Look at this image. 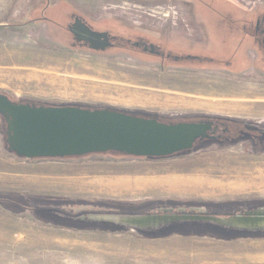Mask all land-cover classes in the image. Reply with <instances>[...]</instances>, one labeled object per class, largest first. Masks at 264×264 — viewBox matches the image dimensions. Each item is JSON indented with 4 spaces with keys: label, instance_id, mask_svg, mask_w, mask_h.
<instances>
[{
    "label": "rangeland",
    "instance_id": "rangeland-1",
    "mask_svg": "<svg viewBox=\"0 0 264 264\" xmlns=\"http://www.w3.org/2000/svg\"><path fill=\"white\" fill-rule=\"evenodd\" d=\"M186 1L0 0V94L16 103L107 108L157 116L167 123L264 124L262 63V68L248 62V68L228 69L207 61L152 62L129 50L72 49L59 42L51 27L39 24L46 5H51L46 6V16L54 6L69 5L95 23L101 21L103 28L109 23L113 33L120 29L150 33L167 25V18L153 9L166 13L160 9L168 7L172 16L185 15L191 24L185 28L187 34L173 32V38L186 35L192 42L198 34L192 27L195 17L189 18L203 0ZM226 1L238 17L264 7V0H222L218 8L223 14L230 12ZM139 16L146 18L142 29L136 25ZM2 119L0 115V264H264V232L226 231L201 223L174 225L148 232L156 236H144L87 218L141 210L144 214L161 206L195 209L193 213L205 209L208 215L221 217L264 208L262 141L201 142L193 152L160 160L100 154L28 161L4 146ZM68 204L115 211L74 215L60 208ZM4 205L24 210L34 205L55 207L63 219L70 216L71 224H79L60 225L36 211L46 222L41 221L33 213L10 212Z\"/></svg>",
    "mask_w": 264,
    "mask_h": 264
},
{
    "label": "water",
    "instance_id": "water-1",
    "mask_svg": "<svg viewBox=\"0 0 264 264\" xmlns=\"http://www.w3.org/2000/svg\"><path fill=\"white\" fill-rule=\"evenodd\" d=\"M72 32L78 42L89 44L93 51L103 52L112 46L108 34L95 33L79 21L73 25ZM0 115L7 124V150L28 161L109 153L133 158H168L193 152L197 143L217 140L214 133L210 134L213 130L210 121L164 123L157 116L146 118L107 108L16 103L4 94H0ZM4 208L14 213H33L37 219L45 221L36 211L6 205ZM60 208L74 215L115 211V208L88 204H68ZM194 210L160 208L156 212L152 210V214L150 211L139 215L90 214L87 218L142 234L179 224L201 223L226 231L264 232V208L226 217L208 215L205 209H196L197 213H193Z\"/></svg>",
    "mask_w": 264,
    "mask_h": 264
},
{
    "label": "flooded vegetation",
    "instance_id": "flooded-vegetation-1",
    "mask_svg": "<svg viewBox=\"0 0 264 264\" xmlns=\"http://www.w3.org/2000/svg\"><path fill=\"white\" fill-rule=\"evenodd\" d=\"M140 1L142 2L146 0H139V3ZM184 1V3H187L186 0ZM219 4V0H203L202 5H199L201 10H199L198 7V11L191 14L189 19L193 20L192 17H195V19L193 20L195 22L192 27L197 30L196 33L198 34V39L196 41L193 40L192 42L189 41L190 39L188 37L184 38L186 35L182 36V38H173V32L184 34L185 28H188V26H190L191 24L189 23V20L185 17V15H180V13L174 12L175 16H172L173 12H171L168 7L160 9L161 11H164L166 13L157 12V8L153 9L155 10L156 14H160L167 18V25L165 27H162V29L158 28V30H150L154 33H146L139 29H136L134 31H125L120 29V31L118 30V33H113V29L110 28L109 23L103 21L105 22V27L103 28L101 25V21L95 23L88 16H86V14H78L77 12H75L77 11V9L69 5L54 6V8H52L50 12V15L48 16H46V12L49 11L51 5H46L49 9H46V6L44 7L42 19L39 24H41L42 26L48 25L49 27H51V32L60 36L59 42L72 49L81 48L84 50H92L89 44L78 42L77 38L72 32L73 25L77 21H79L85 26L89 27L95 33H106L109 35L112 46L106 51L112 49L121 52L129 50L139 58L152 62L172 61L175 63H179L185 60H194L197 62L205 63L207 61V64H213L216 66L215 68H217V66H220V64H224V66H226V68L228 69H237L238 67H240V69H245L248 68L247 66H245V64L250 62L253 63L255 67L257 64H259L260 66L262 63L263 66H261L264 68V7L252 8L250 12L241 15V17H238L237 14L233 11L232 3L229 2L228 5H226L230 6L228 8L230 12H228L227 14H223L220 12L218 8L220 6ZM65 8H70V10H65ZM61 10H64V13H62ZM145 21L146 18L144 16H139L138 24H136L137 28L142 29V27L145 26ZM160 29L161 35L157 32ZM201 34H203V36H201ZM162 35H165V38ZM175 39H178V41ZM183 42L187 43V46L183 44ZM184 51H186L187 53L193 51L197 52L199 55H202L194 57L182 53ZM94 52L104 53V51ZM243 64L244 66H241ZM212 124L213 130L210 134L214 133L217 140L211 142L229 145L251 139L260 140L264 143V124L240 122L231 124L215 121L212 122ZM1 126L3 135L5 136L3 138V144L4 146L8 147L5 135L7 124L4 119H2ZM205 142L208 141H204L202 143ZM198 144L199 143H197L196 146ZM25 207L31 210L38 211V213L43 214L45 217H49L59 222L57 224L60 225L62 223L63 225L67 226H77L76 224H79H71V220L68 219L70 218V216L64 217L65 219H63V217L61 216L63 212L55 207L42 205ZM164 207H150L148 208L151 209V212L149 214H152V210L154 211L156 209L158 210V208ZM141 213L142 210L139 213L135 214ZM47 220L51 221L49 219ZM103 225H107L108 228L118 229L113 225L110 227L106 223H103ZM142 235L156 236V234L148 233H143Z\"/></svg>",
    "mask_w": 264,
    "mask_h": 264
},
{
    "label": "trees",
    "instance_id": "trees-1",
    "mask_svg": "<svg viewBox=\"0 0 264 264\" xmlns=\"http://www.w3.org/2000/svg\"><path fill=\"white\" fill-rule=\"evenodd\" d=\"M11 99V98H10ZM12 100V99H11ZM13 102H15L14 100H12ZM130 114V113H129ZM140 116H143V115H140ZM143 117H146V116H143ZM147 118V117H146ZM162 122H164V123H167V122H169V121H165L164 119L163 120H161ZM102 155V154H101ZM105 155H107V154H105ZM109 155H112V156H114V157H124V158H132V159H139V160H148V159H153V158H133V157H128V156H125V155H122V154H117V153H109ZM178 155H180V154H178ZM89 156H91V155H89ZM175 156H177V155H175ZM172 157H174V156H172ZM168 158H171V157H168ZM160 159H164V158H158V159H153V160H160ZM43 201V203H47L48 202V200H46V199H42ZM49 201H54V200H49ZM214 206H217V205H212V206H210L211 208H215ZM219 209H221V207L219 208Z\"/></svg>",
    "mask_w": 264,
    "mask_h": 264
},
{
    "label": "crops",
    "instance_id": "crops-1",
    "mask_svg": "<svg viewBox=\"0 0 264 264\" xmlns=\"http://www.w3.org/2000/svg\"><path fill=\"white\" fill-rule=\"evenodd\" d=\"M206 1H208V0H206ZM221 1H222V0H219V3H221ZM223 1H225V0H223ZM228 3H229V2L226 1V4H227V5H228ZM230 3H231V2H230ZM235 7H236V6H235ZM242 13H243L242 15H244V14H246V13H248V12H242ZM236 14H237V13H236ZM237 16H238V14H237Z\"/></svg>",
    "mask_w": 264,
    "mask_h": 264
}]
</instances>
